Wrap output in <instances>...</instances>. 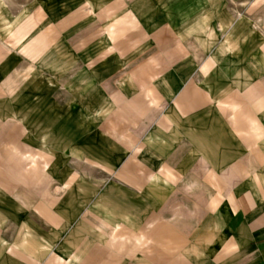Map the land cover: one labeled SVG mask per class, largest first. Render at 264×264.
<instances>
[{"label": "rangeland", "instance_id": "obj_1", "mask_svg": "<svg viewBox=\"0 0 264 264\" xmlns=\"http://www.w3.org/2000/svg\"><path fill=\"white\" fill-rule=\"evenodd\" d=\"M174 74L210 89L202 118L228 132L219 100L264 84V0H0V264L15 251L24 264H150L137 245L184 221L197 158L160 173L182 133L164 139L142 116L143 86L158 94Z\"/></svg>", "mask_w": 264, "mask_h": 264}, {"label": "crops", "instance_id": "obj_2", "mask_svg": "<svg viewBox=\"0 0 264 264\" xmlns=\"http://www.w3.org/2000/svg\"><path fill=\"white\" fill-rule=\"evenodd\" d=\"M166 70L164 68L163 72ZM173 77L177 88L171 83L160 84L158 94L145 89L141 83L149 98L144 105L147 112L158 110L153 115L143 112L142 116L152 124L157 115L158 131L164 139V133L170 129L182 133L172 153L174 158L161 164L158 168L160 173H180L182 169L179 166H182L184 157H197L191 170L193 176L184 183L188 184V194L182 193L186 198L182 203L188 207L180 226L148 228V232L152 230L158 238L154 237L151 243L145 240L149 243L144 241L137 246L143 251L154 252L153 257L147 256L150 264H264V120H259L247 110L248 107L256 111L264 108V84L255 83L244 90H237L229 101L219 100L218 108L229 112V116H224L226 123H219L229 124V127L225 132V127L219 126L216 136L211 125L216 124V120L211 121L208 116L202 118V113L214 103L210 89H203L195 83L182 88L178 86L177 74ZM170 91L178 93L177 96ZM152 98L155 103H152ZM168 104L173 108L175 120L167 114ZM230 105L238 106L235 113ZM253 119L261 125L256 135L252 131ZM199 120L207 126H199ZM172 124L174 127L171 128ZM115 132L114 128L112 133ZM128 144V148L133 145L131 142ZM251 155L255 157L253 170L246 165ZM151 176L148 180L152 179ZM179 183L181 192L183 181ZM168 215L161 212L158 218H174ZM147 233L144 235L148 236ZM167 237H172L171 242L166 241ZM23 255L32 259L27 254ZM128 257L133 258L134 255L129 254ZM13 259L15 264H24L16 251ZM132 264H135L134 260Z\"/></svg>", "mask_w": 264, "mask_h": 264}]
</instances>
